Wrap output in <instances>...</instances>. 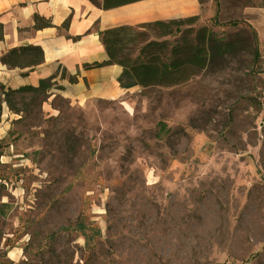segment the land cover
<instances>
[{
	"label": "rangeland",
	"instance_id": "1",
	"mask_svg": "<svg viewBox=\"0 0 264 264\" xmlns=\"http://www.w3.org/2000/svg\"><path fill=\"white\" fill-rule=\"evenodd\" d=\"M263 7L209 0L195 27L234 51L184 84L18 116L0 144V264H264Z\"/></svg>",
	"mask_w": 264,
	"mask_h": 264
},
{
	"label": "crops",
	"instance_id": "2",
	"mask_svg": "<svg viewBox=\"0 0 264 264\" xmlns=\"http://www.w3.org/2000/svg\"><path fill=\"white\" fill-rule=\"evenodd\" d=\"M202 11L198 0H144L110 10H103L90 0H0V23L4 27L0 58L13 49L27 46L40 47L45 56L44 63L32 71L10 69L0 61V144L18 119L4 102L5 92L37 88L41 81L52 79L50 99L61 96L77 104L118 100L127 92L118 82L123 72L121 67L85 68L108 60L102 33L124 26L136 29L157 21L199 17ZM253 13L252 26L264 55V7ZM36 16L50 27L35 29ZM0 158L7 161L9 157ZM7 239L6 235L0 236V244ZM19 258L17 249L6 252L5 259L11 263Z\"/></svg>",
	"mask_w": 264,
	"mask_h": 264
},
{
	"label": "trees",
	"instance_id": "3",
	"mask_svg": "<svg viewBox=\"0 0 264 264\" xmlns=\"http://www.w3.org/2000/svg\"><path fill=\"white\" fill-rule=\"evenodd\" d=\"M90 1L100 5L103 10H110L144 0H102V3ZM198 1L203 7L209 0ZM198 19L192 17L168 22L157 21L136 29L124 26L106 30L101 35V41L108 60L85 68L90 70L113 65L121 67L123 72L118 82L127 91L138 86L173 88L184 84L205 69L210 60L234 51L231 43L217 40L207 26L196 28ZM45 27H50V24L36 16L35 29ZM148 30L158 31L159 39H147ZM3 39L4 27L0 23V42ZM0 61L10 69L29 68L32 71L44 63L45 56L40 47L27 46L9 51ZM51 87L52 79H49L41 81L37 88L9 90L4 93V102L13 114L21 117V121L32 106L48 101ZM27 95L29 98H26Z\"/></svg>",
	"mask_w": 264,
	"mask_h": 264
}]
</instances>
